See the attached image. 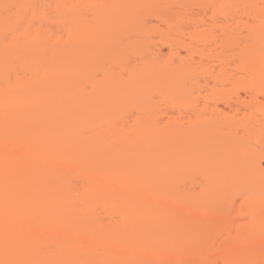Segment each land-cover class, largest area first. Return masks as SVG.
<instances>
[{"label":"rangeland","instance_id":"1","mask_svg":"<svg viewBox=\"0 0 264 264\" xmlns=\"http://www.w3.org/2000/svg\"><path fill=\"white\" fill-rule=\"evenodd\" d=\"M176 3L0 0V100L16 102L0 106V264H264L263 238L233 236L264 191L222 187L221 131L199 127L187 145L164 128L181 105L212 107L210 77L234 66L217 40L246 20L229 4L187 7L202 33L183 104Z\"/></svg>","mask_w":264,"mask_h":264},{"label":"bare ground","instance_id":"2","mask_svg":"<svg viewBox=\"0 0 264 264\" xmlns=\"http://www.w3.org/2000/svg\"><path fill=\"white\" fill-rule=\"evenodd\" d=\"M193 1L196 0H177L176 3L179 14L187 15V20L185 21L183 26L178 29L177 41V50H183L186 52L185 57H180L179 53L177 52L179 63L176 72L177 78H179L177 92L179 96L183 97V104H187L186 98L190 99V93L188 92L184 84V78L186 75H190V68L193 66V61L189 57L192 50L191 41L193 38L200 36V34L202 33L201 30H199V28L201 27L200 22H198V20H195V18H189V15L187 14V7H189L191 2ZM199 1L209 2L213 5V8H216L218 7V5L223 3L229 4V10L236 14L234 16L240 14V18L246 20V23L243 24V26L245 27V33L244 35H242L243 33H233L234 30H231L227 34L222 33L221 35H219V39L217 41H221V51L223 53L225 52V50L230 52L229 57L232 59V65L234 66L221 79H219L220 74L210 77L213 86L209 87L208 89L210 91L209 99L211 100L212 107H208L206 109L204 107L201 109L193 108L188 110L184 105H181L182 110H179V117L177 118L176 122H172L171 124L165 123L164 128H171V130H175L174 133L176 132L175 135L179 137V140L182 137L184 138L181 139L182 141H184L180 142L183 144L184 142H187V145L193 144L192 142L194 141L190 136L197 128L203 126L205 127L206 132H208L209 129H212L213 131L218 129L219 131H221V135L215 138V142L220 144V146L218 147L221 149V163L224 183L222 187L226 191H233V189H242L240 185L241 183L239 181H243L244 178H248L250 179L249 181L253 182L254 186L261 187V189L264 191V170L261 169V162H264V0ZM130 2L132 3V5L130 6L134 7L147 3L149 2V0H130ZM246 61L247 63L251 64L245 63ZM205 83L206 87H208V83ZM226 85L229 88H226ZM241 93L243 95H241ZM219 98H222V108H219L216 104V101H218ZM15 103L16 102L12 97H6L0 100V106H2L3 109H9L10 106V109H12V105L14 106ZM18 104H21V102ZM2 112L4 113V111ZM191 140L192 142H190ZM198 142H200L199 139H197L194 144ZM203 154L204 153L193 154V152H188L184 158L186 160H190L194 157H202ZM90 180L92 179L90 178ZM86 181L89 180L86 179ZM92 182H94L95 184L94 179L92 180ZM88 183H90V186L92 185L91 188L93 187L94 190V184H92L90 181ZM98 183L101 184L100 186H103L102 188L104 189L106 187L112 189V187L116 185L114 181H106L105 184L104 179H99ZM112 183L114 184L113 186ZM95 185H97V183ZM98 185L97 187H99ZM90 186L88 184L89 188ZM64 195L66 194L64 193ZM13 196L14 195H12V197ZM34 197L35 196H33V198ZM256 199L257 200H249L247 202L250 203L252 201V206L254 207H257L255 206V204L259 203L257 209H263L264 194L263 196ZM104 202L105 201H103V203ZM62 203L61 207L59 205L60 208H64L66 205L68 206V204H65L62 207ZM9 204H11V201L9 202ZM9 204L7 206H9ZM16 205H18V202ZM23 205L25 206V204ZM24 208L22 210H24ZM50 210H52V207ZM2 212H4L3 209ZM253 213H256L257 217L256 214L254 215ZM258 213V211H254L253 209L249 211V214H253L250 220H255V218H257L256 221L249 220V222L246 221L236 226L234 229L235 234L233 235L234 239H264V212H261L262 215L261 213ZM258 215H260L259 217L261 218H259ZM109 252H111V250ZM114 254L115 253L113 252V256ZM12 258L11 261L13 260ZM149 259L147 258V260ZM144 261H146V259ZM146 263L147 261L145 262V264Z\"/></svg>","mask_w":264,"mask_h":264}]
</instances>
